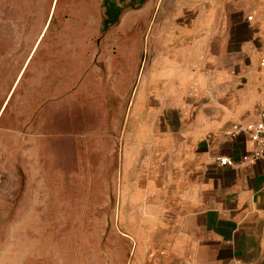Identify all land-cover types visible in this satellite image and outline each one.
<instances>
[{"label":"rangeland","instance_id":"1","mask_svg":"<svg viewBox=\"0 0 264 264\" xmlns=\"http://www.w3.org/2000/svg\"><path fill=\"white\" fill-rule=\"evenodd\" d=\"M105 1L0 0V264L176 262L145 188L144 167L160 165L159 149L141 146L133 154V132L143 141L149 126L165 130L155 121L159 101L173 103L177 91L165 81L179 71L167 66L177 59L165 51L175 50L192 18L212 17V4L109 0L121 12L104 31ZM197 2L205 8L197 10ZM65 39V71L51 69L52 59L64 56L58 46ZM83 49L87 57L71 80L72 113L58 103L52 109L58 118H46L54 130L39 137L44 120L35 105L19 120L16 104L49 67V88L55 100L64 97L68 64L75 74ZM54 71L63 80L53 82ZM135 101L142 112L137 107L133 124ZM65 109L66 122L59 118Z\"/></svg>","mask_w":264,"mask_h":264},{"label":"crops","instance_id":"2","mask_svg":"<svg viewBox=\"0 0 264 264\" xmlns=\"http://www.w3.org/2000/svg\"><path fill=\"white\" fill-rule=\"evenodd\" d=\"M209 2L213 16L192 18L175 50L165 51L167 58L177 59L166 61L167 66L179 68L165 81L171 79L168 88L177 91L173 103L162 97L159 101L155 121L165 130L149 126L143 141L133 132V154L141 146L159 149L155 159L160 165L144 167L145 188L147 199L159 209V228L168 234L165 249L175 251V264H264V158L243 163V157L256 150L255 143L245 135L227 136L234 124L259 122L264 112V0ZM200 4L197 10L205 8ZM68 43L65 39L59 44L64 56L54 57L51 69L65 71ZM86 54L83 49L75 74L68 64L64 97L55 100L49 67L42 83L35 81L33 93L31 87L16 104L18 118L31 114L35 105L44 120L38 125L39 137L54 130L46 118H58L53 113L58 103L64 102L72 113L71 80ZM58 72L53 82L63 80ZM138 102L132 105L133 124L136 113L142 112ZM147 107L145 101L144 111L152 113ZM59 118L67 121V109ZM220 156L234 164L219 165L215 159Z\"/></svg>","mask_w":264,"mask_h":264},{"label":"built area","instance_id":"3","mask_svg":"<svg viewBox=\"0 0 264 264\" xmlns=\"http://www.w3.org/2000/svg\"><path fill=\"white\" fill-rule=\"evenodd\" d=\"M253 17H249L248 20L251 21ZM261 65L264 66V55L262 56ZM245 135L250 140H252L256 147L250 155L243 157L242 162L248 164H254L264 158V112L262 118L259 122L255 123H237L227 132V136L231 138H236L238 136ZM216 162L223 166H232L234 164L233 160L228 157H217Z\"/></svg>","mask_w":264,"mask_h":264},{"label":"trees","instance_id":"4","mask_svg":"<svg viewBox=\"0 0 264 264\" xmlns=\"http://www.w3.org/2000/svg\"><path fill=\"white\" fill-rule=\"evenodd\" d=\"M105 7L106 19L103 27L104 31L108 30L112 25L117 23L119 13L121 12V8L117 7L114 3H110L109 0L105 1Z\"/></svg>","mask_w":264,"mask_h":264}]
</instances>
